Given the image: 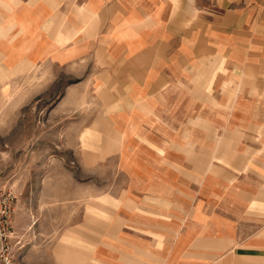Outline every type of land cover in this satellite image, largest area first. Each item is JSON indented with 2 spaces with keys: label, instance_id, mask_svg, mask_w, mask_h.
<instances>
[{
  "label": "crops",
  "instance_id": "1",
  "mask_svg": "<svg viewBox=\"0 0 264 264\" xmlns=\"http://www.w3.org/2000/svg\"><path fill=\"white\" fill-rule=\"evenodd\" d=\"M42 68L95 86L82 132L113 142L85 150L89 164L153 132V172L124 164L150 183L87 206L102 220L67 228L86 246L73 259L264 264V0H0V87Z\"/></svg>",
  "mask_w": 264,
  "mask_h": 264
},
{
  "label": "rangeland",
  "instance_id": "2",
  "mask_svg": "<svg viewBox=\"0 0 264 264\" xmlns=\"http://www.w3.org/2000/svg\"><path fill=\"white\" fill-rule=\"evenodd\" d=\"M67 74L52 68L34 69L0 87V191L11 190L17 197L15 226L24 216L28 222L23 228L32 227L22 234L25 247L17 264H84L73 259L86 254L80 230L69 234L67 228L83 222L86 214L93 216L94 224L101 221L94 206L107 205L104 195L115 196L131 185L144 188L150 183L141 179L143 175L130 180L126 161L143 160L144 169L153 172V146L141 141H153V132L143 134V143L137 141L141 145L131 140L130 149L107 148L105 156L88 163L85 150L100 151L98 145L113 142L105 143L112 134L94 132L85 137L82 131L98 117L101 103L95 100V86L70 85ZM68 87L77 90L78 100L64 98ZM70 106L73 115L64 117ZM87 206L94 211L90 213ZM64 236L79 243L66 248L54 245ZM45 238L50 240L45 242Z\"/></svg>",
  "mask_w": 264,
  "mask_h": 264
},
{
  "label": "built area",
  "instance_id": "3",
  "mask_svg": "<svg viewBox=\"0 0 264 264\" xmlns=\"http://www.w3.org/2000/svg\"><path fill=\"white\" fill-rule=\"evenodd\" d=\"M17 197L9 191H0V264H17L24 249L23 239L15 236Z\"/></svg>",
  "mask_w": 264,
  "mask_h": 264
}]
</instances>
